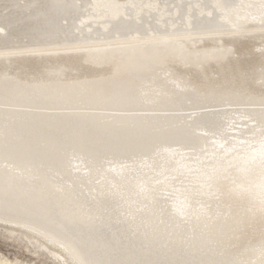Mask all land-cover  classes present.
Wrapping results in <instances>:
<instances>
[{"label": "bare ground", "instance_id": "obj_1", "mask_svg": "<svg viewBox=\"0 0 264 264\" xmlns=\"http://www.w3.org/2000/svg\"><path fill=\"white\" fill-rule=\"evenodd\" d=\"M112 1H109V2H111V4H113ZM235 1H237V0H235ZM27 2L29 3L28 6H30L32 4L34 6L32 5L33 7L29 8V9L25 8L27 11H26V13H23L24 18H22V20H21L22 23H20L21 21L19 22V20H18V22L20 24H18V23L14 24L13 21L9 22L11 32H10V34H7L4 38L2 36L3 39L1 38L2 40L0 43L4 42L5 40H6L5 42H11L12 37H14L15 35L16 36L20 35L19 33L27 34L30 37L29 38L28 36H26V37H28V40L31 39V40H33V42L38 40V39H39V41L44 40V39L47 40L46 38H48V40L54 38L57 40L60 39V40L64 41V39L62 37H58V36H59V34H64V32L67 33V34H64V36L68 35V31L72 35V33L69 30V26H68L69 24L66 25L68 27L63 26L64 27L63 28V27H60L62 25L57 22L58 18H60V15L61 16L65 15L66 17L69 18V14H72V11H75L72 8V4L70 3V0H27ZM106 4H108V0L107 1H101L98 5L99 9H101V7H102V10H99V11H101L99 14L100 17L106 16V15H107L106 18L108 17V14L106 13L107 11L105 12V10L107 7H109V5H106ZM116 4H117V1H116L115 5ZM222 4H223V2H222ZM124 7L122 8V10L124 9ZM127 8H128V5H127ZM127 8L124 9L125 12H126V10L128 11L130 9V8L129 9H127ZM141 14H143V13H140V15ZM193 14H192V16H193ZM18 15H20L19 17H21V14H18ZM121 15H120V17H121ZM130 15L132 18V16H133L132 13ZM210 15H213V14H210ZM240 15H238V16H240ZM96 16L97 15H95V17ZM118 16H119V14H118ZM142 16L144 17V15H142ZM149 16H151V15H149ZM203 16H204V18H206V15H202V17ZM120 17L118 20H120V19L122 20L125 17V15L122 16L123 18H120ZM202 17H198L200 20V21L198 20L199 22H202V19H204ZM256 17L257 16H255V18ZM71 18L72 17H70V19ZM96 18L98 19L99 17H96ZM109 18H110V16H109ZM207 18H208V21H209V18L215 19V17H211V16L207 17ZM194 19L197 22L196 17H194ZM11 20H12V15H11ZM13 20H15V22L17 21V19H15L14 17H13ZM94 20H96V19H94ZM105 20L107 22V19H105ZM114 20L115 21L110 20L111 21L110 23H113L114 26L116 24V26L114 28L116 29V28L120 27L121 31L123 32L124 29L122 30V26L127 24L126 21L123 19L122 21H125V23H117L119 21H117V19H114ZM248 20H250V19H248ZM98 21L101 22L102 20H98ZM98 21H96L95 25L98 24L97 23ZM129 21L130 20H128V22ZM139 21H141V20H139ZM208 21L206 20L207 23H208ZM243 21H244V19H243ZM102 22H104V21H102ZM133 22H134V20H133ZM135 22H137V21H135ZM5 25H4L3 30H6ZM111 25L109 24V26H111ZM128 25H129V23H128ZM131 25H133V24H131ZM193 25H194V23H193ZM110 28H113V27H110ZM124 28H126V26ZM109 30H111V29H109ZM114 30L112 29L111 31L113 32ZM7 31H5V32H7ZM114 32L112 34H114ZM236 32H234V34ZM115 33L119 34L118 32H115ZM237 33H239V32H237ZM245 33H246V31H245ZM70 34H69V36H70ZM232 34H233V32H232ZM250 34H251V31H250ZM192 35L193 34H191V36ZM251 35H253V34H251ZM202 36H203V34H202ZM241 36L242 35L240 33V38H241ZM230 37H232V36H230ZM152 39H154V38H152ZM109 40H107V41H109ZM168 40H170V39H168ZM185 40H186V38H185ZM230 40L232 41V39H230ZM114 41H116V40H114ZM138 41H140V39H138ZM163 41H165V39ZM37 42H35V43H37ZM229 43H231V42H229ZM94 44L95 43H93V45ZM105 44H106V42H105ZM147 44H148V46H145V47H147V49H143V50L141 49L142 51H138L136 53L134 52V53H132L133 55L129 51L130 52L129 56L122 55V57H120V58L115 56L112 53V51L108 50L107 48L106 49L98 48V49H94L93 51L88 49L87 51L83 52L82 55H80L76 58L74 56H70V55L69 56H63L62 58H54V57L53 58L48 57L46 59L41 58L40 60H42V61L40 62L41 63L40 66H41L42 70L38 69V70H41V73L35 72L36 74H40V75H38V79L36 77V79L39 80V83L36 84V83L30 82L33 85L35 84L33 86L34 88H36V87L39 88L40 99L36 100L35 98H33L34 96L32 97L31 96L32 94L29 93L30 96L33 99H35L36 101L35 100L34 101L28 100V101L36 102V103H42L44 105L47 102L51 103V104L53 103V105H52V107H53L54 103L56 104L55 101H58L59 98H62V99L66 98V100H67L69 97H72V96L75 97L76 95H78V96L80 95V97L83 98V99L80 98L81 102L84 99H86L88 101L89 100L93 101V99L95 97L99 96V98L102 99L101 100L102 102L99 101L102 103L101 108H103L104 103H106L105 105H107V103H109L110 104L109 107L111 106L112 109L115 108V107H112L113 104H115V106H116V104L121 106L122 103H130L133 100V97L135 96L136 91H138L137 90L138 86H140V84L143 82V80L147 79V77L145 75L149 72L148 75L151 76V74L153 73L152 71L155 68L157 69L161 64H164L163 66L166 67L165 66L166 62H163L164 58H162L161 54L158 52V49L156 48L157 49V51H156L155 49L152 48L153 46L150 49L149 48L150 44L148 42L146 43V45ZM164 44H166V43H164ZM7 45L8 44H6V46ZM48 45L49 46H46L47 48L50 47V43ZM169 45L171 46V44H169ZM169 45H167V46L170 47ZM257 45H255V46L253 45V47H256ZM39 46H40V44H39ZM43 46L44 45H42V48H43ZM54 46L57 47L56 44H54ZM61 46H63V45H61ZM185 46H186V44H185ZM233 46L235 47V44ZM258 46H259V48L261 47V45H258ZM8 47H10V46H8ZM33 47L35 49V47L37 48L38 46L33 45ZM50 48H52V47H50ZM142 48H144V47H142ZM39 49H37V50H39ZM43 49H45V46ZM116 49H117V47H116ZM168 49H170V48H168ZM175 49H176V47H175ZM233 50H235V49H233ZM238 50L239 51L237 52V55H236L237 57L235 58V55H234L233 59L231 56L233 55L234 51L232 53L230 52L231 55H227L228 54L227 52L230 51V50H227V52H225L227 54L224 57L221 54V52L220 53L218 52L220 55H222V57H220V55L218 54L219 57L217 59H213V63L214 62L216 63V66L218 67L219 71L217 70V67L216 68L214 67V68H215V71L216 70L218 71V73L220 71H221V73H223L222 75L224 76L223 77L224 79H222V80L219 79L221 76L219 77V75L216 74L215 77L217 78V80L218 79L220 80L219 83L217 82L218 83L217 84V83H213L211 81V83H213V84H211V85L208 84L210 87H207V88H209L210 90L221 89V88H217V86L219 84H221V85H224V87L226 85V87L222 89V91H224L223 93L232 92V90L234 92V90H236V89H238V90L243 89L242 91L244 92V90L248 89V91L251 92V95L253 93L255 96L256 95L264 96V91L262 89H261L262 90L261 91L260 88H258L255 85V82L258 79L254 83L253 82L251 83L250 81H252V80L250 79V75H248V72L246 74L240 72L239 76L242 75V77H239L238 79H236V77L234 79L231 78L232 76H236V75L231 76V73L234 72V74H236L235 71H237V72H238V70L241 71L242 70L241 68L244 67V65L250 64L251 62H253L252 59H254V56H253L254 52H253V50H251V47H249L248 43L243 44V45L242 44L239 45ZM7 51L11 52L12 50L11 49H10V51L9 50H1L0 52H7ZM176 51H178V50H176ZM13 52H12V54H13ZM52 52H53V50H52ZM116 52H117V50H116ZM161 52H162V50H161ZM170 52H171V50H170ZM17 53H20V52H17ZM222 53H223V51H222ZM259 53H261L260 56L263 55L262 57L264 58V44H263V49H261V51H259ZM8 54H11V53H8ZM182 54L184 56V52H182ZM182 54H180V55H182ZM216 54H217V52H216ZM167 55H169V54H167ZM180 55H178V56H180ZM7 56H8L7 53L4 54L3 57L1 56V58L4 59L3 61H6V60L9 61L8 60L9 58ZM206 56L202 57V58H206ZM215 56H217V55H215ZM226 56L229 57L230 59L226 58ZM21 57H23V55ZM184 57L181 56L180 58L183 59ZM186 58L189 59V57H186ZM192 58H194L193 55H192ZM202 58L200 60H202ZM261 58H260V60H261ZM182 59H178V60L181 61ZM196 59L200 62V60L198 58H196ZM196 59L194 58V60H196ZM29 60H32V59L29 58ZM255 60L257 61V59H254V61ZM209 61L210 60H207V59H204L202 61L201 64H202V67L204 69H206L210 66L211 63ZM182 62L185 63L184 61H182ZM195 62H194V64H192V66L198 65V64H195ZM183 63H181V64H183ZM263 64L264 63L261 64V67L264 66ZM253 65L251 68L249 65V68L251 70L254 67ZM258 65H259V62H258ZM169 66H170V64H169ZM182 67H184V66H181L179 64L173 65L171 67V71H170L171 73L170 74L174 75L175 76L174 78H176V77L179 78L178 79L179 81L181 79L182 82H184V83H182L180 81L181 84H178L180 82L177 79L176 80L178 81V83L177 82H173V83L170 82V83L174 84V85H176L175 83H177L178 85L181 86V89H183V90H181V94L178 91L180 95H183V93L186 94V92H190L191 90H195L194 91V93H195L197 90L202 88V87H199L200 85H198V83L200 81H198V83H197V80L195 79L194 76L193 77H191L190 75H189L190 77L187 76L188 72L191 73V71H189L190 68L188 66L187 67L189 69H186V67H184L185 68L184 69ZM246 67H248V66H246ZM3 68H4V66H3ZM161 68H163V67H161ZM262 68H264V67H262ZM262 68H260L259 70H261ZM164 69H165V71L167 70L166 68H164ZM246 69L247 68H245L244 71H246ZM34 70H36V69H34ZM199 70L201 71V68ZM10 71H13V70H10ZM19 71L20 70H18V73H19ZM194 71H196V70H194ZM212 71H213V73H211V74H214L215 71L214 70H212ZM263 71H264V69H263ZM168 72L166 71V73H168ZM198 72H199L198 70H197V72H195L198 75V76L197 75H195V76H197L198 77L197 79L199 80L200 74H198ZM205 72H206V70H205ZM207 72L209 73L208 70H207ZM207 72L205 74H207ZM225 72H226V74L224 75ZM242 72H243V70H242ZM251 72L252 71H250V73ZM254 72H255V70H254ZM254 72L252 73V75L254 74ZM23 73H21V74H23ZM35 73H32V74H35ZM69 73H71V74H69ZM201 73L204 74L203 71ZM261 73H263V72L261 71ZM261 73H258V74H261ZM1 74H2V72H1ZM8 74L9 73L7 71L6 75L8 76ZM211 74L209 76L208 75L207 76L210 78ZM2 75L4 76V74H2ZM16 75H17V72H16ZM18 75H20V74H18ZM72 75H74V77ZM152 75L155 76V74H152ZM156 75H158L157 70H156ZM168 75H169V73H168ZM246 75H248L247 76L248 78H246ZM162 76H163V74H162ZM166 76H164V77L166 78ZM169 76H167V77L169 78ZM229 76H231L230 77L231 79L229 78ZM19 77L20 76H18V78ZM164 77H163V80H164ZM251 77H253V76H251ZM16 78L17 77H15L14 78L15 80H13V81L16 82ZM27 78H29V77H27ZM151 78H152V76H151ZM155 78H156V76H155ZM161 78L162 77H160V79ZM172 78H171V80H172ZM207 78H206V80H207ZM212 78H214V76ZM7 79H8V77H7ZM33 79H34V76H33ZM17 80H19V79H17ZM152 80H154V79L152 78ZM159 80H158V82L156 80H154V82L159 83ZM171 80H168V81H171ZM210 80H213V79L210 78ZM19 81H21V80H19ZM148 81H150V80L147 79V82ZM168 81L166 84H168ZM172 81H174V80H172ZM15 82H13V83H15ZM154 82L152 84H154ZM203 82H204V80H203ZM1 83H2V81H1ZM3 83H4V81H3ZM5 83H7V81ZM143 83H145V82H143ZM204 83H206V82H204ZM9 84H11V83H9ZM32 84H30V85L27 84V86L31 87ZM146 84H148V83H146ZM163 84H164V82H163ZM171 84H170V86H171ZM262 84L263 83H261V85ZM0 85H2V84H0ZM18 85H13L14 87H12L11 89L15 90V86L19 88ZM24 85H25V83H24ZM155 85H158V84H155ZM154 86L152 87L153 89H154ZM160 86H158L159 87L158 89L155 88L154 90H151L152 88L150 89V86H149V92L152 93V95H151L152 98H154L156 100L161 99L163 101L164 100L169 101L171 98H173V96H175V93H176L175 91L177 90V88H176V90L174 89L175 91H173L169 88L166 90L163 88L164 91H162V88H160ZM258 86H259V84H258ZM2 87L3 86H1L0 89H2ZM4 87L2 89L3 91H5ZM21 87H20V89L23 88V87L22 88ZM5 88H7V87H5ZM144 88H146V87H144ZM25 89H26V87H24L23 91H25ZM204 89L207 90L206 87ZM26 90H28V89H26ZM160 90L164 93H162ZM185 90H187V91H185ZM241 90L239 91V93L241 92ZM183 91H185V92H183ZM10 92H12V90H10ZM20 92L22 93V90H20ZM205 92H207V91H205ZM8 93L9 92H7V94ZM35 93H37V92L34 91L33 95ZM145 93H148V92L144 91V94ZM200 93H202V92H200ZM142 94H141V96H143ZM189 94H191V93H189ZM204 94H206V93H204ZM204 94L202 96L206 97V95L204 96ZM218 94L221 95L222 92H221V94L220 93H218ZM229 94L230 93H228V95H227L228 97L230 96ZM245 94L247 95V93H245ZM25 95H26L25 97L28 96L27 93ZM196 95H198V94H196ZM219 95H217V96H219ZM223 95H225V94H222L221 98ZM184 96H186V95H183V97ZM202 96H200V97H202ZM209 96H210V94H209ZM238 96L241 97V95H238ZM247 96H244V97H247ZM20 97H22V96H20ZM35 97H36V94H35ZM137 97H139V94ZM149 97H150V95H149ZM215 97L216 96H214L213 98H215ZM232 97H233V95H232ZM244 97H243V99H244ZM28 98L29 97H27L26 99H28ZM99 98H95L94 102L97 99L99 100ZM145 98H148V96L147 97L145 96ZM175 98H173L172 100H174ZM235 98H236V96H235ZM21 99L22 98H20V100ZM33 99H31V100H33ZM217 99L218 98L216 97V100ZM8 100H10V99L8 98ZM66 100H63V101H65V102H63V101H60V99H59L58 102H60V105H62L63 103H66ZM86 100H84V101L87 103ZM104 100H107V102ZM172 100H170V101H172ZM200 100H202V99H200ZM203 100L205 101V98ZM221 100H223V99H221ZM257 100H259V99H257ZM24 101H25V99H24ZM71 101L73 102V99ZM138 101L140 102L139 99H138ZM176 101H177V99H176ZM255 101H256V99H255ZM30 102L28 104H30ZM61 102H62V104H61ZM68 102L69 101L67 100V103ZM76 102H74V103H76ZM78 102H79V100H78ZM158 102H160V101H158ZM193 102H194V100H193ZM196 102H197V100H196ZM25 103H27V102H25ZM48 103L46 104V106H50V105H48ZM119 103H121V104H119ZM136 103H138V102L136 101ZM144 103H146V100ZM167 103L169 104V102H167ZM17 104H19V103H17ZM91 104H93V103H91ZM97 104H98V102H97ZM156 104H158V103H156ZM69 105H67V106L69 107ZM86 105H89V104L87 103ZM125 105H127V104H125ZM140 105H142V104H140ZM40 106H43V105H40ZM95 106L98 108L99 105L98 106L94 105V107ZM133 106L135 107V105H133ZM153 106H154V104H153ZM56 107H61V106H57V104H56ZM121 107H123V106H121ZM130 107H132V106H129L128 108H130ZM137 107H140V106H137ZM154 107H156V106H154ZM168 107H170V106H168ZM31 108H30V110H31ZM107 108H108V106H107ZM7 109H8V107H7ZM44 109H46V107ZM116 109H118V108H116ZM14 110L15 109H13V111ZM26 110H27V107H26ZM40 110L41 109H39V112H40ZM121 110H124V108ZM3 111H4V109L1 110V112H0V217H9V220H10V218L15 219L19 223L27 226L28 228L33 229L34 231L37 230L39 235L44 236V238L46 240H48L49 242H52L54 245H55V243H58V245L59 244L63 245V249H65L67 251V254H68L67 258L70 259L71 262L77 260L78 263H81V264H264V256L262 257V255L264 254V251H262L263 252V254L261 253L262 255L260 254V250H262V249L264 250V180H263L264 179V166L259 163L261 161H264V145L263 144H261V145L259 144L260 146L254 148V149H251L250 147L247 146V149H249L248 151L244 150L246 147H244L245 145H243L242 151H239L237 153L232 152L226 158H219V157L213 158V160L211 161L212 164L209 163V165L213 166L212 169L209 168L210 171L207 169V171H208L207 172L206 170L203 169L202 171L200 170V172H197L198 179H200V177L203 178L200 181L201 184L199 186H197V187H199V190H192V191L185 190L184 193L179 192L181 190H179V191L177 190L178 193H181V195L178 194V196L180 198H178V199L173 198V199H175V201H180V199H181V201L178 202L179 204H174L176 206L175 208L173 207L174 205H172L173 203L171 204L174 212L172 214H170L171 211L167 212L166 210L163 209V206L160 205L161 206L160 207L158 205L159 200L154 195H152L151 192L148 191L149 188L147 185H146L147 188L144 186L143 180H142L143 182H141V181L137 182V181H135V179L133 180L132 178H130V176H126L120 180L113 179L110 176L112 181L103 182L102 180H100L99 182L97 181V183H99V184H97L95 182L96 180H93L92 183H94V185H96V188H95L96 193L93 196L88 198L85 195L78 192L79 187L75 186V183H78L77 181L72 182V181H70L69 178L67 179L66 175H64V172H65L64 165L66 164V162L68 160V154L69 153L79 154V156H81V155L87 156L86 159L89 158V161H90V163L88 164L89 166H88L87 176H89L90 178H93V176H95L96 170H98L99 166L101 165V158L103 156H105L106 154L111 155L112 158L116 159L120 156H125V155H137V154L146 155L154 149L156 144L157 145H167V144L172 143V142H179L180 144L197 143V139L195 138L194 134L191 132L192 130L189 129L191 127H189L187 125L188 123H186V124L184 123L188 127L183 126L184 124L183 125L179 124L180 126L175 125L176 126L175 127L173 125V127H171V128L170 127L168 128L166 126L167 129H160L157 131L151 125H149V126H151L150 128L149 127L148 128H145V127L142 128V126H145L146 123L144 125L140 126V124L138 123L140 121L137 120L139 117L136 118V120L138 122L135 120L136 122L134 124L132 122L133 125L129 126V124L131 125V121H132L131 119L132 118L128 116L129 117V119H128L124 115L125 113L128 114V112H125L124 114H120V115L121 116L123 115L128 120H131V121H129L130 123L124 118H121V119H124V120H122L121 124L118 122H114V120H113L114 116L115 117L117 115L119 116V114L118 113H117V115L112 114L113 122L120 124L117 126V124L110 123L111 120L110 121L108 120L107 123L102 122V119L100 121L99 119L102 118V116L100 118L98 116V118H97V116H96L98 114L97 112H96L97 114L94 112L95 115L92 112L88 113V114H86V112H83L85 114H76V115H74L75 113L73 112V115H71V114L66 115L67 112L66 113L64 112V114L63 113L61 114V112H59L60 114H55V113L49 114V112L52 110H48L49 112L45 111L46 112L45 114L44 113H38V112L37 113L28 112V111H26L27 113L21 112V111H18V112L17 111L16 112L7 111V112H4V114H3ZM24 111H25V109H24ZM35 111H36V109H35ZM208 112L210 113V111H208ZM263 112H264V110L261 112V115ZM57 113H58V111H57ZM255 113H256V111H255ZM134 114H135V112H134ZM3 115L8 116V118L6 119ZM102 115H104V114H102ZM208 115L209 114H206V115L204 114L203 116L200 115L201 117H199V119L195 118V121L193 120L192 123L193 124L199 123V125L209 124V125H211V127H213L214 126V122H213L214 120L211 119V117H209ZM256 115L258 116V117L256 116L257 120H258L261 115L260 114H256ZM104 116H106V115H104ZM147 116H150V115H147ZM165 117H166V120H167V118L168 119L173 118V117L169 118V117H167V115ZM165 117H163V118L165 119ZM263 117H264V115H263ZM106 118H108V117H106ZM143 118H144V116H143ZM143 118L140 117L139 120L141 119L143 121L147 117H145L144 119ZM192 118H191V120H192ZM115 119H118V118L116 117ZM262 119H264V118H262ZM262 119L260 118V120L263 122ZM154 120H156V119H154ZM154 120L152 119V121H154ZM157 121H158V119H157ZM120 122H121V120H120ZM258 122L260 123L259 120H258ZM259 123H258V125H259ZM162 127H165V126H162ZM197 127H199V126H197ZM224 147L227 148V144H225ZM258 150H259V152H257ZM241 154H243V155H241ZM144 162H146V161H144ZM5 163H6V165H5ZM181 164H183V163H181ZM109 166L111 168V165H109ZM184 166H185V164L183 165V167ZM183 167H181V168H183ZM198 167H200V166H198ZM99 170L105 171L106 169L100 167ZM112 170H114V169H112ZM181 171H183V170H181ZM205 171L207 173L201 174L202 172H205ZM199 173L201 174L200 176H199ZM228 175H230V177L232 175L233 180H234L232 184L229 183L230 185H227V181L231 179V178L227 179ZM216 176H219V178L216 179L217 178ZM150 181L152 182V180H150ZM200 187H202V188L200 189ZM195 191H197V193H198L197 196L194 195ZM213 195H215V196H213ZM201 196L203 198H205L208 203L210 200H212V196L215 198H216V196H219L220 198H218V199L222 203L225 204L224 208L223 209H218V208L215 209L216 208L215 207L213 209L209 208L207 210V208H205V206L204 207L197 206V204L199 202L195 203V199L199 200V197H201ZM191 197L193 198V200L191 199V202H190ZM183 198H186V200H183ZM199 204H201V203H199ZM220 204L218 206H220ZM216 205H217V203H216ZM207 206H208V204H207ZM210 206H212V205L210 204ZM213 206H215V205H213ZM219 210L222 212L219 213ZM54 245H53V247H54ZM61 248H62V246H61ZM56 252H54L53 255H55ZM59 254L60 253H58V255ZM259 254L261 255L260 258L258 257V256H260ZM58 255H57V258L59 257ZM59 258H61V257H59ZM62 258H63V256H62Z\"/></svg>", "mask_w": 264, "mask_h": 264}, {"label": "rangeland", "instance_id": "obj_2", "mask_svg": "<svg viewBox=\"0 0 264 264\" xmlns=\"http://www.w3.org/2000/svg\"><path fill=\"white\" fill-rule=\"evenodd\" d=\"M101 1H107V0H70V3L72 4V8L75 11H72V14H69V18L66 17L65 15H63V16L60 15L61 19L58 18V21H57L58 23H60L62 25L60 27H63V26H66L69 24L68 25L69 30L73 35L72 36L69 33V31H68V35H65V36H64V34H67L66 32H64V34H59L58 37H62L64 39V41H62L60 39L57 40L54 38L49 39L50 40L49 41L48 38H46L47 40L44 39V40L39 41V39H38V40L33 42V40H31V39L28 40L29 36L27 34L19 33L20 35H17V36L15 35L14 37H12L11 42H5L6 41L5 40L4 42L0 43V51L1 50H9L10 51V49L12 50L11 52H8V51L7 52H0V68H1L0 69L1 70L0 71V84H2V85H0V88H1V86L7 87V88L4 87V90L6 92L2 90L3 87H2V89H0V96H1L0 97V112L3 109H4L3 114H4V112H7V111H11V112L21 111V112H25V113H27L26 111H28V112H35V113L38 112V113H44L45 114L48 110H52L50 112L48 111L49 114L50 113L60 114L59 112H61V114L62 113L64 114V112L65 113L67 112L66 115H68V114L73 115V112L75 113L74 115L85 114L83 112H86V114L92 112L95 115V113L97 112L98 114L96 113L97 114L96 116H97V118H98V116H99V118L102 116V118L99 119L100 121L102 119V122L107 123L108 120L109 121L111 120L112 122L110 121V123L117 124V126H118L122 123V120L126 119L128 122L132 120L131 125L129 124L130 122L129 123L127 122L129 124V126H132L138 120L141 122L140 123L137 121L140 124V126H142L146 123V125L142 126V128H144V127L150 128L151 126H153V128L156 129L157 131L160 129H167V127L171 128V127H173V125L174 126L175 125L180 126V125H183L184 123L185 124L188 123L187 125L189 127H191L189 129L192 130L191 132L194 134L195 138L197 139V143L180 144L179 142H172V143H169L167 145H157L156 144L154 149L146 155H141V154L125 155V156H120L116 159L112 158L111 155L106 154L105 156H103L101 158V165L99 166V168L102 167L106 170L102 171V170H99V168H98V170H96L95 176H93V178H90L89 176H87V171H88V166H89L88 164L90 163L89 158L86 159L87 156H84V155L79 156V154L69 153L68 154V160H67L66 164L64 165V169H65L64 175H66L67 179L69 178L70 181H72V182L77 181L78 183H75V186L79 187L78 192H80L81 194L85 195L88 198L93 196L96 193V189H95L96 185H94V183H92L93 180H96L95 181L96 183H97V181L99 182L100 180H102L103 182H108V181H112L111 178L120 180L126 176H130V178H132L133 180L135 179V181H137V182H140V181L143 182L144 181L143 182L144 186L146 187V185H147L149 188L148 191L151 192V194L154 195L159 200L158 205L163 206V209L166 210L167 212L171 211L170 214H172L174 212L173 207L174 208L176 207L174 204H179L178 202L181 201V199H180V201H175V199H173V198H176V199L180 198L178 196V194L181 195V193H184L185 190H190V191L199 190V187H197V186H199L201 184L200 181L203 178L200 177V179H198L197 172H200V170L202 171L203 169L206 171L208 169L210 171V169H212L213 166L209 165V163H211L213 158H218V157L219 158H226L232 152L237 153L239 151H242L243 145H245L244 147H246L244 149L245 151L249 150V149H247V146L250 147L251 149H254V148L260 146L261 144L264 145V119H262V118H264L263 117L264 112L261 115V112L264 110V105H263L264 104V96H262V95H256L255 96L253 93L251 95V92H249L248 89L244 90V92L242 91L243 89L242 90L236 89V90H234V92H233V90H232V92H228V93H230L229 94L230 98H229L227 96L228 93L227 92L223 93L224 91H222V89L225 88L226 85L224 87V85L219 84L218 85L219 87L217 86V88H221V89L216 88L217 90H210L209 88H207V87H210L209 85H211L213 83H217V82L219 83V81H220L219 79H221V80L224 79L223 78L224 76L222 75L223 73H221V71L218 73V71H219L218 67L216 66L215 62L213 63V59H217L220 55L219 54L220 52L224 57L227 53H228L227 55H231L230 52L232 53L233 51L234 52H233V55L231 57L233 59L234 55H235V58H236L237 52L239 51L238 46L241 44L243 45V44L248 43L249 47H251V50H253V52H254V55H253L254 59H257V61L256 60L254 61V59H252L253 60V62H251L252 64L250 63L248 65H244V67L241 68L243 70V72H242V70L241 71L238 70V72L235 71L236 74H234V72H233V73H231V76L232 75H236V76H232V77L229 76V78L231 77L234 79L236 77V79H238L239 77H242V75L239 76L240 72L244 73V74H246L248 72V75H250V79L252 80L250 82L254 83L258 79L255 82V85L258 88H260V90L262 89L264 91V75H263L264 74V71H263L264 68H262L264 66L261 67V64L264 63V58L262 57L263 55L260 56L261 53H259V51H261V49H263V44H264V37H263L264 36V15H263L264 14V2H263L264 0H253V1L252 0L251 1L250 0H237V1H235V0H230V1L229 0H226V1L225 0H113V1L108 0V4H106V5H109V7H107L106 10L104 9L105 12L107 11L106 12L108 14L107 18H106L107 15L103 16V17L99 16V14L101 12L99 10H102V7H101V9H99L98 5ZM109 1H112L113 4H111V2H109ZM116 1H117V4L115 5ZM26 2H27V0H0V35H1L0 36V42L7 34H10V32H11L9 22L13 21L14 24L22 23L21 20H22V18H24L23 13H26V11H27L26 9L32 8L34 6L32 4L33 6L30 5L31 6L30 7V6H28L29 3L28 2L26 3ZM222 2H223V4H222ZM127 5H128V8H127ZM123 7H124V9L130 8L131 10L129 9L130 11L126 10V12H125L124 9L122 10ZM131 13L133 15L132 18L130 15ZM140 13H143V14L140 15ZM18 14H21V17H19L20 15H18ZM118 14H119V16H118ZM192 14H193V16H192ZM210 14H213V15H210ZM11 15H12V20H11ZM95 15H97L96 17H99V18L97 19L95 17ZM120 15H121V17H120ZM124 15H125V17L123 18L122 16H124ZM142 15H144V17ZM149 15H151V16H149ZM202 15H206V18L210 17V16L215 17V19L209 18V21H208V18L206 19V18H204V16L202 17ZM238 15H240V16H238ZM109 16H110V18H109ZM255 16H257V17L255 18ZM13 17L15 19H17L16 22H15V20H13ZM70 17H72V18L70 19ZM119 17L123 18L127 23V24L123 25L124 27L126 26V28H124L122 26V30L123 29L125 30V31L123 30V32L121 31L120 27H118L116 29L114 28L116 26L115 23H114L115 26L113 25V23H110L111 22L110 20L115 21L114 19H117V21H119L117 23H125V21H122L123 19L122 20L120 19L122 22L120 20H118ZM194 17H196L197 22L195 21ZM198 17H202L205 20L202 19V22H199L200 20ZM94 19H96V20H94ZM105 19H107V22ZM127 19L130 20L131 22L130 21L128 22ZM243 19H244V21H243ZM248 19H250V20H248ZM18 20H19V22L20 21L21 22L19 23ZM98 20H102L104 22H102V21L99 22ZM133 20H134V22H133ZM139 20H141V21H139ZM206 20L208 21V23L206 22ZM96 21H98L97 25H95ZM135 21H137V22H135ZM108 23L110 25L112 24L113 26L112 25L109 26ZM128 23L130 26L128 25ZM193 23H194V25H193ZM3 24L4 25L6 24L5 25L6 30H3L4 29ZM131 24H133V25H131ZM68 26H66V27H68ZM110 27H113V28H110ZM109 29H111V30L115 29L114 31L118 32L119 34L115 33L114 31H113L114 34H112L113 32ZM7 30L8 31L10 30V31L8 32ZM5 31H7L8 33ZM229 31L230 32L232 31L233 34H232V32L230 33ZM236 31L239 33H237ZM245 31H246V33H245ZM250 31H251V34H253V35L250 34ZM234 32H236V33L234 34ZM240 33L242 35L241 38H240ZM69 34H70V36H69ZM191 34H193L194 36L193 35L191 36ZM202 34H203V36H202ZM2 36H3V38H2ZM26 36H28V37H26ZM230 36H232V37H230ZM152 38H154V39H152ZM185 38H186V40H185ZM138 39H140L141 42L138 41ZM162 39L163 40L165 39L166 42L163 41ZM168 39H170V40H168ZM230 39H232V41ZM107 40H109L110 42ZM114 40H116V41H114ZM146 41L150 44L149 45L150 49L152 46H153L152 48L155 49L156 51L158 49V52L161 54L162 58H164L163 62H166L165 63L166 67L163 66L164 64H161L162 66L160 65L159 66L160 68L159 67L157 69L155 68L158 72V75H156L155 69H154L155 71L154 70L152 71L153 72L152 74H155L156 78H155V76H153L151 74L152 78L154 80H156L157 82L160 79V77H162L160 79L161 81L159 80V83L160 82L161 83L159 84L157 82H154V80H152L151 76L148 75L149 74V72H148L145 76L150 81L147 82V79L144 77L146 80H143V82H145V83L142 82L141 83L142 85L140 84V86H138L139 89L137 88L138 91H136L135 96L133 97V100L130 103H122V104L119 103L123 107H121L118 104H116V106H115V104H113V105L111 104L112 107H115L112 109L111 106L109 107V105H110L109 103H107V105H105L106 103H104L103 108H101L102 107V103H101L102 99H100L99 96L95 97V98H99V100L97 99L95 102H94L95 98L93 99V101L89 100L90 102L88 100L84 99L87 101V103L89 105H86L87 103L84 100L82 101L84 104L81 102L80 98H82V97H80V95L79 96L76 95L75 96L76 98L74 96H72L73 98L69 97L67 99L69 101L68 103H67L66 98H63V99L59 98L60 101L66 100V103H63L64 105L62 104V102H61L62 105H60V102H58L59 99H58V101H55L57 106H61V107H56L55 103H54V106L52 107L53 103L51 104V103L47 102L48 105H50V106H46L47 103H45V105H44L42 103L30 102V101H34L35 99L36 100L40 99V97H39L40 96V94H39L40 90L36 86L35 87L37 89L34 88L33 86L35 84L33 85L32 83H36V84L39 83V80H37V79H38V75H40V74H36L35 72L41 73V70H42V68L40 66V64H41L40 62L42 61V60H40L41 58L42 59H46L48 57L49 58H53V57L54 58H62L63 56H69V55L74 56L76 58V57L82 55L83 52L87 51L88 49L93 51L94 49H98V48H101V49L107 48L108 50H111L115 56L120 58V57H122V55L129 56L130 52L132 54L134 52L136 53L138 51H142L143 49H147V47H145V46H148V44L146 45V43H147ZM35 42H37L38 44ZM105 42H106V44H105ZM229 42H231V43H229ZM47 43L48 44L50 43V47H52V48H50V47L47 48L46 46H49ZM93 43H95V44L93 45ZM164 43H166V44H164ZM6 44H8V45L6 46ZM39 44H40V46H39ZM41 44L45 46V49H43L44 46L42 48ZM54 44H56L57 47L54 46ZM169 44H171V46ZM185 44H186V46H185ZM234 44H235V47L233 46ZM257 44L261 45V47H260L261 49L259 48V46ZM33 45L38 46L37 48L35 47L36 50L34 49ZM61 45H63V46H61ZM167 45H169L170 47H168ZM253 45L254 46L257 45L258 47L257 46L253 47ZM8 46H10V47H8ZM116 47H117V49H116ZM142 47H144V48H142ZM167 47L170 49H168ZM175 47H176V49H175ZM230 48L231 49L233 48L235 50L232 49L233 50L232 51ZM37 49H39V50H37ZM52 50H53V52H52ZM116 50H117V52H116ZM161 50H162V52H161ZM170 50H171V52H170ZM176 50H178V51H176ZM227 50H230V51L227 52ZM222 51L224 54L222 53ZM12 52H13V54H12ZM17 52H20V53H17ZM182 52H184L185 57L183 56ZM216 52H217V54H216ZM225 52H227V53H225ZM6 53L8 55L7 57L9 58L8 59L9 61H7V60L3 61L4 59L1 58V56L3 57L4 54H6ZM8 53H11V54H8ZM167 54H169V55H167ZM180 54H182V55H180ZM22 55H23V57H21ZM178 55H180V56H178ZM192 55L195 59L198 58L199 60L202 57H205L206 55L207 56H206V58H202V60H200V62H199L197 59L194 60V58H192ZM215 55H217V56H215ZM222 55H220V57H222ZM181 56L184 57L185 59L180 58ZM186 57H189V59L190 58L191 59L189 60ZM29 58L32 60H29ZM226 58L230 59L227 56H226ZM260 58H261V60H260ZM178 59H182V60L180 61ZM204 59L210 60L209 62L211 63L210 66L206 69H204L202 67V64H201ZM182 61H184L185 63H183ZM194 62H195V64H198V65L192 66V64H194ZM258 62H259V65H258ZM181 63H183V64H181ZM169 64L171 67L173 65L179 64L181 66L186 67V69L190 68L189 71H191L192 74L188 72L187 76L188 77L194 76L195 79L197 80V83H198V81H200L198 83V85H200L199 87H202V88H200V89L198 88L199 90H197L195 93H194L195 90H191L190 92H186V94H185V93H183V92L187 91V90H185L182 93H183V95H186V96L183 97V95H180L181 90H183V89H181V86L178 84H181L182 80L180 79V81H181L180 82L178 80L179 78H177V77L174 78L175 76L170 74L171 73L170 72L171 67L169 66ZM249 65H250V68L252 67V65L255 67V68L253 67L255 72L253 69L251 70L249 68ZM3 66L5 69L3 68ZM246 66H248V67H246ZM161 67H163V68H161ZM184 67H182V68H184ZM214 67L215 68L217 67V70H218V71L216 70L217 72L215 71ZM259 67L262 69L259 70L260 69ZM164 68L167 69L166 70L167 72L169 71L168 73L170 76L168 75V73H166ZM200 68H201V71L199 70ZM245 68H247L248 70L246 69V71H244ZM34 69H36L37 71ZM38 69H41V70H38ZM193 69L196 71H194ZM10 70H13V71H10ZM18 70H20L19 73H18ZM197 70L199 71L198 74H200L199 80L197 79L198 78L197 73H195V72H197ZM205 70H206V72L208 70L210 74L213 73L212 70H214L216 72V73L214 72V74H211V76H210V78L213 80H210V78L208 77L210 75L208 72H207V74H205L206 73ZM7 71L9 73L8 76L6 75ZM202 71L204 72V74L201 73ZM250 71H252V72L250 73ZM261 71L263 73H261ZM1 72H2V74H4V76L1 74ZM16 72H17V75H16ZM31 72L35 73V74H32ZM253 72H254V74L252 75ZM21 73H23V74H21ZM258 73H261V74H258ZM18 74H20V75H18ZM69 74H71V73H69ZM162 74H163V76H162ZM165 74L167 76H169V78ZM216 74L219 75V77L221 76L220 78L218 77L219 78L218 80L215 77ZM225 74H226V72L224 73V75ZM195 75H197V76H195ZM248 75H246V78H248L247 77ZM18 76H20V77L18 78ZM33 76H34V79H33ZM72 76L74 77V75H72ZM164 76H166V78ZM213 76H214V78H212ZM251 76H253V77H251ZM7 77H8V79H7ZM15 77H17L16 82L13 81V80H15L14 79ZM27 77H29V78H27ZM36 77H37V79H36ZM163 77H164V80H163ZM171 78L174 81H172ZM206 78H207V80H206ZM17 79H19L21 81H19ZM176 79L180 83H178V81ZM168 80H171V81H168ZM203 80L206 83H204ZM1 81H2V83H1ZM3 81H4V83H3ZM6 81H7V83H5ZM167 81H168V84H166ZM211 81L213 83H211ZM13 82H15V83H13ZM30 82H32V83H30ZM153 82H154V84H152ZM163 82L165 85L163 84ZM170 82H172V83L177 82L178 84L175 83L176 85H174V84H171ZM260 82L263 84L261 85ZM9 83H11L12 85ZM24 83H25V85H24ZM146 83H148V84H146ZM182 83H184V82H182ZM27 84L28 85L32 84V85H31V87L30 86L28 87ZM155 84H158V85H155ZM170 84H171V86H170ZM258 84H259V86H258ZM13 85H18L19 88L15 86V90L11 89L12 87H14ZM149 86H150V89L153 86H154V89L155 88L158 89L159 88L158 86H160V88H162V91H164V89L166 90L168 88L175 91L177 88V90L175 91L176 92L175 96H173V98H175V97L176 98L174 100H172L173 98H171L170 100H172V101H170V100L169 101H167V100L163 101L161 99H157L158 101H160V102H158L156 99L152 98V96H151L152 93L149 92ZM20 87L22 89H20ZM24 87H26V89H28V90L25 89V91H23ZM144 87H146V88H144ZM205 87L207 90L204 89ZM19 89L22 90V93L20 92ZM154 89L152 88L151 90H154ZM10 90H12V92H10ZM33 90L35 92H37V93H35L36 97H35V94L33 95V93H34ZM143 90L145 92H148V93L144 94ZM240 90H241V92L239 93ZM178 91L180 92V94ZM205 91H207V92H205ZM7 92H9V93L7 94ZM200 92H202V93H200ZM221 92H222V94H225L226 96L223 95L224 97L222 96V98H221V95H222ZM24 93L25 94L27 93L28 94L27 97H29L30 99L29 98L26 99L27 97H25L26 95ZM29 93H31L32 94L31 96L32 97L34 96L33 98H35V99H33ZM162 93H164V92H162ZM189 93H191V94H189ZM204 93H206V94H204ZM218 93H220L221 95H219ZM245 93H247V95L249 97ZM138 94H139V97H137ZM141 94L143 96H141ZM196 94H198V95H196ZM203 94H204V96L206 95V97H203L202 96ZM209 94L211 97L209 96ZM216 94L219 96H217ZM231 94L233 95V97ZM237 94L241 95L242 98L240 96H238ZM149 95H150V97H149ZM234 95L236 96V98ZM18 96L19 97L22 96V97H20L22 99L20 100V98ZM145 96L146 97L148 96V98H145ZM200 96H202V97H200ZM214 96H216L218 99L216 100V97L213 98ZM244 96H247L249 99L247 97H244ZM237 97L238 98L240 97V98L238 99ZM243 97L245 100L243 99ZM8 98L10 100H8ZM204 98H205L206 102L203 100ZM24 99H25V101H24ZM31 99H33V100H31ZM72 99H73V102L71 101ZM138 99L140 100L141 103L138 101ZM144 99L146 100V103H144L145 102ZM176 99H177V101H176ZM200 99H202V100H200ZM207 99L208 100L210 99V100L208 101ZM221 99H223V100H221ZM255 99H256V101H255ZM257 99H259V100H257ZM28 100H30V101H28ZM78 100H79V102H78ZM193 100H194V102H193ZM196 100H197V102H196ZM99 101H101V102H99ZM104 101L107 102V100H104ZM136 101L138 103H136ZM149 101L150 102L152 101V102L150 103ZM25 102H27V103H25ZM29 102H30V104H28ZM63 102H65V101H63ZM74 102H76V103H74ZM97 102H98V104H97ZM167 102H169V104ZM17 103H19V104H17ZM91 103H93V104H91ZM156 103H158V104H156ZM125 104H127V105H125ZM140 104H142V105H140ZM153 104L156 107H154ZM40 105H43L44 107L40 106ZM67 105H69V107ZM94 105H97V106L99 105V106L97 108L96 106L94 107ZM133 105H135V107ZM25 106L27 107V110H26ZM107 106H108V108H107ZM127 106L128 107L132 106L133 108L130 107L131 108L130 109ZM137 106H140V107H137ZM168 106H170V107H168ZM7 107H8V109H7ZM45 107H46V109H44ZM30 108H31V110H30ZM116 108H118V109H116ZM123 108H124V110H121ZM13 109H15V110L13 111ZM24 109H25V111H24ZM35 109H36V111H35ZM39 109H41L40 112H39ZM56 110L58 111V113ZM132 110L135 112V114ZM208 111H210V113ZM255 111H256V113H255ZM125 112H128V114ZM117 113L119 114V116L117 115ZM102 114H104L106 116H104ZM112 114H116L117 115L116 117L118 118V119H115L116 117L113 115L114 116V118H113L114 122H118L120 124L113 122ZM120 114H124L128 119H129V117H131L132 119L130 118L131 120H128L126 117H124L123 115L121 116ZM204 114L205 115L209 114L208 116L214 120L213 121L214 122L213 127H211V125H209V124L199 125V123H196V124L192 123L193 120L195 121V118L199 119V117H201L200 115L203 116ZM256 114H260L262 116L261 117L259 115L260 117L258 120L260 121V123L257 120L258 116ZM108 115L109 116L111 115L110 116L111 118ZM147 115H150L151 117L147 116ZM166 115L169 118L170 117H173V118H170V119L167 118V120H166V117H165ZM3 116L6 119L8 118V116H6V115H3ZM143 116H144V118L145 117H147V118L144 119ZM106 117H108V118H106ZM137 117H139V118L141 117L144 120L143 121L141 119L139 120V118L136 120ZM163 117H165V119ZM121 118H124V119H121ZM191 118H192V120H191ZM260 118L263 120V122L260 120ZM119 119L121 120V122ZM152 119L153 120L156 119V120H154L155 122L152 121ZM157 119H158V121H157ZM132 122H133V124H132ZM258 123H259V125H258ZM185 124L183 126H187ZM149 125H151V126H149ZM162 126H165V127H162ZM197 126H199V127H197ZM225 144H227V148L224 147ZM257 152H259V150ZM241 155H243V154H241ZM144 161H146V162H144ZM181 163H183V164H181ZM259 163L264 166V161H261ZM184 164H185V166L183 167ZM5 165H6V163H5ZM109 165H111V168ZM198 166H200V167H198ZM181 167H183V168H181ZM112 169H114V170H112ZM181 170H183V171H181ZM206 171L202 172L201 174L208 172V171L207 172ZM201 174L199 173V176ZM110 176H111V178H110ZM216 177H215L216 179L219 178V176H216ZM228 178H231L230 179L231 181L230 180L227 181V185H230L234 181L233 176L231 175V177H230V175H228L227 179ZM150 180H152V182ZM97 184H99V183H97ZM201 188L202 187H200V189ZM177 190L178 191L181 190V191H179L181 193H178ZM194 195L195 196L198 195L197 191L194 192ZM213 196H215V195H213ZM213 196H212L213 201L210 200L209 203L202 196L199 197V200L195 199V203H198V202L201 203V204L198 203L197 206H200V207L205 206V208H207V210L209 208L213 209L215 207H216L215 209H217V208L223 209L225 204L222 203L218 199L220 197L216 196V198H215ZM191 199L193 200V198L192 197L190 198V202H191ZM183 200H186V198H183ZM216 203H217V205H216ZM171 204L174 206L172 207ZM207 204H208V206H207ZM210 204L212 206H210ZM219 204H220V206H218ZM213 205H215V206H213ZM220 212H222V211L219 210V213ZM53 245L54 244L52 242H49L48 240H46L44 238V236L39 235L37 230L34 231L33 229H30L27 226L19 223L15 219L10 218V220H9V217H0V264H81V263H78V261L76 259H75L76 261L71 262V260L67 258L68 254H67V251L65 249H63V245H61V244L58 245V243H55L54 247H53ZM60 245L62 246V248ZM262 251H264V250L263 249L260 250V254L261 253L263 254ZM54 252H56L55 255H53ZM58 253H60V254L58 255ZM57 255L61 258H59V257L57 258ZM61 255L63 256V258ZM261 255L258 257L260 258ZM263 256H264V254L262 255V257Z\"/></svg>", "mask_w": 264, "mask_h": 264}]
</instances>
